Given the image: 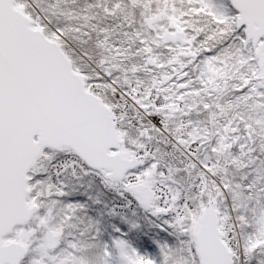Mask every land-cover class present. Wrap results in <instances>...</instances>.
Listing matches in <instances>:
<instances>
[{"label":"snow or ice","instance_id":"1","mask_svg":"<svg viewBox=\"0 0 264 264\" xmlns=\"http://www.w3.org/2000/svg\"><path fill=\"white\" fill-rule=\"evenodd\" d=\"M0 264H264V0H0Z\"/></svg>","mask_w":264,"mask_h":264}]
</instances>
